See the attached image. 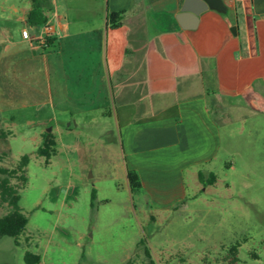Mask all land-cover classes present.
<instances>
[{
  "label": "crops",
  "instance_id": "0c3cea01",
  "mask_svg": "<svg viewBox=\"0 0 264 264\" xmlns=\"http://www.w3.org/2000/svg\"><path fill=\"white\" fill-rule=\"evenodd\" d=\"M38 1L44 24L28 23L31 1L12 3L32 31L0 40V103L43 91L53 118L74 119L62 127L80 135V160L93 145L110 158L105 134L120 142L124 188L144 214L186 204L195 192L188 181L214 173L221 119L264 96V0H224L226 12L203 11L193 29L180 17L185 0ZM114 11L125 13L111 29ZM36 76L42 91L24 81ZM129 170L141 180L136 192Z\"/></svg>",
  "mask_w": 264,
  "mask_h": 264
},
{
  "label": "rangeland",
  "instance_id": "374dc122",
  "mask_svg": "<svg viewBox=\"0 0 264 264\" xmlns=\"http://www.w3.org/2000/svg\"><path fill=\"white\" fill-rule=\"evenodd\" d=\"M29 1L34 7V0H0V40L18 41L22 28L32 31L12 5ZM19 45L28 48L29 42ZM24 81L44 88L37 76ZM43 94L0 103V153L9 151L0 166L13 168L23 155L30 157L27 183L12 179L21 187L19 205L29 221L20 244L0 237V264H26L27 250L41 254V264H142L144 247L157 264H264V96L246 103L241 115L221 119V147L210 167L215 184L190 180L195 192L186 204L144 214L124 188L120 142L113 146L105 134L100 138L109 142L110 158L93 145L80 160V135L74 126L70 132L62 127L74 119L53 118ZM48 128L55 132L57 153L46 163L37 149ZM96 185L100 194L94 199ZM10 210L0 204V217Z\"/></svg>",
  "mask_w": 264,
  "mask_h": 264
},
{
  "label": "trees",
  "instance_id": "16d2710c",
  "mask_svg": "<svg viewBox=\"0 0 264 264\" xmlns=\"http://www.w3.org/2000/svg\"><path fill=\"white\" fill-rule=\"evenodd\" d=\"M125 11H114L108 13V23L111 29L119 28L122 25V16ZM28 23L30 24H44L46 17L43 13V7L41 2L34 0V7L28 14ZM47 38L46 44L50 46V42ZM2 137L7 139L6 133L2 131ZM9 151L0 153V161L3 156L7 155ZM37 153L47 158L46 163L49 159L57 153V141L56 137L52 132H44L42 134V142ZM30 161V157L25 154L23 155L15 167L6 168L0 166V204L7 203L10 205L11 210L0 217V237L10 236L15 238V242L19 243V238L23 234L26 225L28 224V216L22 211L19 201L21 195L19 188L16 184L12 183V179L18 178L23 182L22 186L27 183V177L25 175L26 166ZM200 179L203 183L213 185L217 181V175L211 173L208 179H205L203 175H200ZM128 180L131 186L132 192H136L141 188V180L138 173L134 170L128 171ZM92 197H95V191L93 190ZM239 244H236L229 248L231 254L238 251ZM145 260L142 264H157L152 256V253L148 247H144ZM26 264H41L42 256L39 253H35L27 250L24 255ZM129 264H134L130 262Z\"/></svg>",
  "mask_w": 264,
  "mask_h": 264
},
{
  "label": "water",
  "instance_id": "95a60500",
  "mask_svg": "<svg viewBox=\"0 0 264 264\" xmlns=\"http://www.w3.org/2000/svg\"><path fill=\"white\" fill-rule=\"evenodd\" d=\"M208 9L226 12L227 6L225 5L224 0H185L181 8L180 17H188L192 21L188 27H186L187 25L182 22L180 17H178V21L182 27L193 29L197 26L200 14ZM232 31L235 32V27H232ZM49 131H51V128H48V132Z\"/></svg>",
  "mask_w": 264,
  "mask_h": 264
},
{
  "label": "built area",
  "instance_id": "2783aa9c",
  "mask_svg": "<svg viewBox=\"0 0 264 264\" xmlns=\"http://www.w3.org/2000/svg\"><path fill=\"white\" fill-rule=\"evenodd\" d=\"M47 32H50V29H49ZM44 43H46V41H45V40H44Z\"/></svg>",
  "mask_w": 264,
  "mask_h": 264
}]
</instances>
